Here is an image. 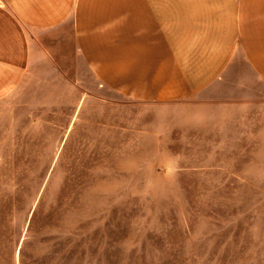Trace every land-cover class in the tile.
Here are the masks:
<instances>
[{
    "label": "rangeland",
    "instance_id": "rangeland-1",
    "mask_svg": "<svg viewBox=\"0 0 264 264\" xmlns=\"http://www.w3.org/2000/svg\"><path fill=\"white\" fill-rule=\"evenodd\" d=\"M55 58L0 101V264H264V87L194 111Z\"/></svg>",
    "mask_w": 264,
    "mask_h": 264
},
{
    "label": "crops",
    "instance_id": "crops-1",
    "mask_svg": "<svg viewBox=\"0 0 264 264\" xmlns=\"http://www.w3.org/2000/svg\"><path fill=\"white\" fill-rule=\"evenodd\" d=\"M55 57L95 87H184L181 106L210 111L207 89L264 87V0H0V101Z\"/></svg>",
    "mask_w": 264,
    "mask_h": 264
},
{
    "label": "clouds",
    "instance_id": "clouds-1",
    "mask_svg": "<svg viewBox=\"0 0 264 264\" xmlns=\"http://www.w3.org/2000/svg\"><path fill=\"white\" fill-rule=\"evenodd\" d=\"M163 167L169 175L175 174L181 167V156L177 154H170L163 162Z\"/></svg>",
    "mask_w": 264,
    "mask_h": 264
}]
</instances>
